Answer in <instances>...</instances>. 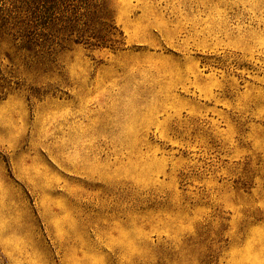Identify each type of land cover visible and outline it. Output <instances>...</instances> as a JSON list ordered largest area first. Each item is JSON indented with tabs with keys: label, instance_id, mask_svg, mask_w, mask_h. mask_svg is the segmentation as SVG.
<instances>
[{
	"label": "rangeland",
	"instance_id": "rangeland-1",
	"mask_svg": "<svg viewBox=\"0 0 264 264\" xmlns=\"http://www.w3.org/2000/svg\"><path fill=\"white\" fill-rule=\"evenodd\" d=\"M108 3L119 49L0 29V264H264V0Z\"/></svg>",
	"mask_w": 264,
	"mask_h": 264
},
{
	"label": "trees",
	"instance_id": "trees-1",
	"mask_svg": "<svg viewBox=\"0 0 264 264\" xmlns=\"http://www.w3.org/2000/svg\"><path fill=\"white\" fill-rule=\"evenodd\" d=\"M8 12L0 13L1 31L20 37L33 57L68 41L113 49L124 44L108 0H9Z\"/></svg>",
	"mask_w": 264,
	"mask_h": 264
}]
</instances>
